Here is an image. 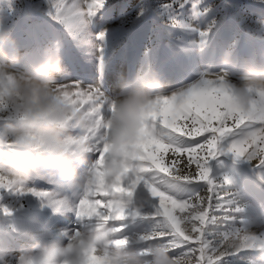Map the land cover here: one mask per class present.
Returning <instances> with one entry per match:
<instances>
[{"label": "rangeland", "instance_id": "374dc122", "mask_svg": "<svg viewBox=\"0 0 264 264\" xmlns=\"http://www.w3.org/2000/svg\"><path fill=\"white\" fill-rule=\"evenodd\" d=\"M110 2L115 5L116 11L115 19L107 24L108 28H117L121 23L120 8L122 6H126V15L123 16L125 21L133 20L140 5L147 3L150 7L145 9V16L141 17L135 26L130 25L127 31H117L107 37L102 62L98 58V52L95 51V44L98 45L99 42L95 40L92 42L91 37L87 35L89 31L93 33L98 31L99 21L94 28L86 25L81 29L58 23L53 18L48 0H0V26L10 29L12 37V41L5 46L6 50L10 55L18 54L22 62L20 67L27 69L38 64L44 58L45 49L52 48L55 44L64 66L59 82L71 84L73 81H79L85 88L89 85H99L107 96L120 92L124 73L127 79L131 80L152 70L159 72L163 80L164 78H167V81L171 80L165 86L166 91L181 92L180 88L196 81L197 77L202 79L204 74H208L207 78L220 74L222 66L219 59L226 49L232 51L236 62V67L228 75L238 81L240 70L247 64L246 61L242 62V58L250 56L253 52L255 54L264 52V0H199L197 7L202 15L197 19H192L191 7L196 0H187L182 9L178 6L181 0H110ZM164 3H173V10H163L160 5ZM177 12L180 13L177 19L182 22L181 24L174 23L172 19ZM188 22L197 27V30L184 26ZM203 31L207 32L204 37L200 35ZM247 32L252 35H248ZM137 37H141V43L136 42ZM235 41L236 43L233 44ZM200 44H206V53L199 58L200 63L196 67L192 62L195 55L191 53L188 56L187 51L195 50ZM225 83L229 84L228 78L225 79ZM177 84L180 85L175 88ZM196 139L202 140V137H196ZM231 142L230 137L222 140L218 146L220 154L208 161L210 178L218 187L212 190L205 181L194 183L193 187L197 189L201 197L206 198L209 205L216 204L218 197H226L228 193H231L234 196L235 206L242 211L232 213L225 207L213 212L209 207L208 211L210 215L217 218V224L207 226L222 231L231 225V221L226 220L225 217L236 215L238 217L236 227H239V222L242 221L250 230L264 233V178H262L264 174L256 166H251L247 160L228 152V143ZM258 147L264 149V144ZM187 159L188 154H183L178 167H183V162ZM27 171L28 174L32 172L29 180H33L29 189L42 190L46 193L54 190L55 185L49 188L44 182L57 183L56 177L38 166ZM38 171H40L38 176L42 179L37 178L40 183L42 182L40 186L34 183ZM189 171H196V165L192 164ZM261 188L263 189L260 190ZM1 190L0 209L9 208V211L6 214L0 210V236L14 234L21 238L23 235H28L25 232L28 230L25 229L27 225L22 224L20 220L22 218L28 220L31 215L23 210L19 213V209H14L18 202L16 197L18 192ZM68 191V189L59 190L58 194L63 196L62 201L58 197L59 199L54 198V202H48V215L52 213L54 206L57 208L56 211L63 208L64 211L61 213H72L73 220L75 219L78 225L77 205L83 192ZM55 194L52 195L55 196ZM190 194V191H186L174 195L180 198ZM38 200V197L27 192L21 199L23 204L20 202V205L28 208V205L36 204ZM140 201L144 202L140 215L128 216L123 220L124 226L120 231L122 238H128L130 247L139 250L144 245L142 243L137 245L136 239L151 234L157 222L154 216L155 211H153L156 210L157 205L144 189H141V192L134 197V205ZM219 202L223 203V201ZM50 223H48L47 231L48 241H54L60 235L57 229L64 223L61 221L54 225ZM78 226L81 229H90L85 222L80 221ZM6 243L8 242L0 237V264H15V257L23 248ZM5 244L6 248H4ZM250 261L261 264L258 253L248 252L229 254L220 261V264H250Z\"/></svg>", "mask_w": 264, "mask_h": 264}, {"label": "snow or ice", "instance_id": "6c2138e0", "mask_svg": "<svg viewBox=\"0 0 264 264\" xmlns=\"http://www.w3.org/2000/svg\"><path fill=\"white\" fill-rule=\"evenodd\" d=\"M186 2L181 0L179 8L182 9ZM198 2L192 3V19L202 15L197 7ZM48 3L58 23L81 29L86 25L94 28L99 21L98 31H89L87 35L92 42H99L95 44V51L101 62L107 37L117 31H127L130 25L135 26L145 16V9L150 7L147 3L140 5L133 20L125 21L126 6H122L121 23L117 28H108L107 24L115 19L116 11L110 0H48ZM173 6V3L160 5L165 11H172ZM179 15L177 12L172 17L174 23H182L177 19ZM184 26L197 30L190 22ZM200 35L204 37L207 32L203 31ZM207 75L204 74V78L187 91L158 99L155 112L145 124L141 155L134 165V175L118 187H108L106 184L89 187L82 193L77 212L110 221H123L130 215L138 216L140 211H135L134 197L138 190L144 189L156 202L154 216L157 222L151 234L139 237L144 245L140 250L142 255H149L153 246H162L179 264H220L225 256L240 252L258 253L260 260H264V233L250 230L242 221L236 227V215L225 217L231 221V225L222 231L207 226L217 224V218L208 211L209 207L213 212L225 207L232 213L242 211L235 206L233 194L218 197L216 204L209 205L206 198L201 197L193 187L194 183L200 181L207 182L212 190L218 187L210 178L207 165L210 159L220 154V142L229 137L232 142L227 151L251 162L259 159L256 167L264 173V149L258 147L264 144V101L253 114H239L233 103L232 89L223 77L207 78ZM59 83L71 94L70 100L92 111L95 117L91 130L93 153L98 163L102 164L107 143L102 121L108 96L99 85L85 88L79 81ZM196 137H202V140ZM183 154H188V159L183 162V167H178ZM192 164L196 165V171H189ZM102 171V168H97L98 173ZM0 189L4 190L3 185H0ZM26 191L50 203L54 202L43 191L22 189L17 192ZM186 191L191 194L180 198L174 195ZM117 195L122 197V201L114 199ZM0 210L6 214L9 211L7 208ZM119 242L127 243L128 238L123 237ZM250 264H255V261H250Z\"/></svg>", "mask_w": 264, "mask_h": 264}, {"label": "clouds", "instance_id": "9594fccd", "mask_svg": "<svg viewBox=\"0 0 264 264\" xmlns=\"http://www.w3.org/2000/svg\"><path fill=\"white\" fill-rule=\"evenodd\" d=\"M11 41L10 29L0 26V185L12 192L27 190V170L35 166L57 176L69 191L84 192L97 184L118 187L129 180L141 155L145 124L158 99L166 97L161 74L152 70L123 79L120 92L107 97L102 121L107 143L99 164L90 156L95 117L61 87L64 66L57 45L45 49L38 64L24 69L19 55L6 50ZM219 63L218 77H226L236 67L232 51L226 49ZM232 93L239 114L259 110L264 101V64L251 62L243 67ZM98 167L103 171L98 173ZM114 199L122 201L119 195ZM143 207L144 202H137L135 211ZM77 219L92 221L93 227L71 232L58 228L60 240L36 238L18 252L15 264H179L162 246H153L145 256L129 241L118 243L123 238L116 221L79 212ZM141 243L137 238L136 244Z\"/></svg>", "mask_w": 264, "mask_h": 264}, {"label": "bare ground", "instance_id": "6f19581e", "mask_svg": "<svg viewBox=\"0 0 264 264\" xmlns=\"http://www.w3.org/2000/svg\"><path fill=\"white\" fill-rule=\"evenodd\" d=\"M247 34L248 35H252V34H250V33H248L247 32ZM141 37H137L136 38V42H140L141 43ZM202 40V39H201ZM209 43V42H208ZM208 43H206V44H208ZM236 43V41L233 43V44H235ZM206 44H200L195 50H193V49H188V51H187V53H188V56L191 54V53H193L194 55V58L192 59V62L195 64V66L197 67V66H199V63H200V60H199V58L202 56V55H204L205 53H206V49H205V46H206ZM140 47H141V45H140ZM219 47H222V46H219ZM213 49V48H212ZM229 49V48H228ZM157 56V55H156ZM245 58V59H244ZM243 61H246L247 62V64H249V63H251V62H255V63H257V64H264V52H261V53H259V54H255L254 52L250 55V56H244L243 58H242V62ZM210 62H211V64L213 63V60H212V58L210 59ZM121 64H123L122 62H120ZM246 64V65H247ZM125 65V64H124ZM192 65V64H191ZM201 66H202V64H200ZM122 66V65H121ZM168 75H170V74H168ZM215 76H219V74L218 75H215ZM209 77V76H208ZM209 78H213V76H210ZM228 78V81H229V84H227L231 89H232V87H233V84L234 83H238V81L237 80H235V79H232L231 77H230V75H227L226 77H223V79H224V81H225V79H227ZM123 79H127V75H126V73H124L123 74ZM197 80L196 81H194V82H192V83H189V84H186L185 86H183L182 88H180V90H182V91H187L189 88H191L193 85H195V84H197V83H199L200 81H201V78H199V77H197L196 78ZM167 81V78H164V80H163V82H164V86H167V84L168 83H170L171 82V80L170 81H167V83H165ZM180 84H177V85H175L174 87L176 88V87H178ZM176 92H168V91H166L165 90V96L166 97H168V96H171V95H173V94H179L180 92H177V90H175ZM181 91V92H182ZM168 93H171V94H168ZM227 144V143H226ZM230 143H228V145H229ZM90 156H91V159H95V155L94 154H90ZM243 159V158H242ZM239 160V159H238ZM247 162L251 165V166H257L258 164H259V159H255V160H253L252 162L251 161H248L247 160ZM83 167L84 166H82V168H81V171H83ZM38 168H40L41 170H43L44 171V169H42L41 167H39L38 166ZM32 169H34V168H32ZM32 171V170H31ZM30 171V173H29V176H30V179H31V175H32V172ZM47 171V170H46ZM35 172V171H34ZM42 172V171H41ZM49 174H51L52 176H54V177H56L57 179H58V182L57 183H55L54 181H51L52 183H46V182H44V184H46V186H53L54 187V185H55V188H54V190H51L50 192H48V194H49V197H50V200L51 201H53L54 200V198L55 199H59L58 197H60V200L62 201L63 200V196L61 197L59 194H58V192H59V190H64V189H67V187L65 186V184L57 177V176H55L54 174H52L51 172H49V171H47ZM259 173V172H258ZM262 173V172H261ZM40 174V171H38L37 172V176ZM264 174V173H263ZM36 176V179H35V181H34V183L37 185V186H40V184L42 183H40V180H42L41 178H39V176L37 177ZM227 177V176H226ZM37 178H39V179H37ZM31 181V182H30ZM33 180H29L28 181V184H27V186H26V188L27 189H29V187H30V183H33L32 182ZM225 181H226V179H225ZM229 182V181H228ZM53 183H55V184H53ZM33 187H35V186H33ZM263 187V186H262ZM50 188V187H49ZM257 189V188H256ZM263 188H261L260 190H262ZM5 190V189H4ZM3 190V191H4ZM50 190V189H49ZM2 191V190H1ZM7 191V190H6ZM42 191V190H41ZM8 192H12V191H8ZM65 192V191H64ZM69 192V191H68ZM74 192V191H73ZM138 192H141V189L140 190H138ZM4 193V192H3ZM2 193V194H3ZM54 193H56L55 194V196L54 195H52V194H54ZM253 193V192H252ZM255 193V192H254ZM25 194H27V191L26 192H24V193H20V192H18V194L16 193V197H17V199H18V202H17V204H15V206H14V209L16 210V209H19V213L20 212H22V211H20V210H23V212H27V213H29L30 215H31V218L30 219H28V220H26V219H24V218H22L21 220H20V222L22 223V224H24V225H27L26 227L27 228H25V229H28V230H25V232L26 233H28V235H23V237H21V238H18V236L17 235H14V234H8L6 237L5 236H0L1 237V239L3 240H5V242H8V243H10V244H14L17 248H24V247H26L27 245H29L34 239H36V238H39V239H43V240H46V241H48V233H47V231H48V229H49V225H48V223L49 222H51L50 224L51 225H54L56 222H59V221H61V222H63L64 223V225H62L61 226V228H63V229H65L66 231H68V232H71V231H73V230H79V229H81V228H79V222H80V220H78L77 222H78V225H76V221H75V219L73 220V215H72V213H61L62 211H64V209L62 208V209H60V210H57L56 211V206H54L53 207V211H52V213L50 214V215H48V212H49V210H47L49 207H48V202H49V200H45V199H41V198H39V200L36 202V204L34 203V204H30V205H28L29 207L28 208H23V207H21V205H20V202H21V199L24 197V195ZM50 194L52 195V196H50ZM58 194V195H57ZM76 194V193H75ZM70 195V194H69ZM252 195V194H251ZM253 195H255V194H253ZM258 195V194H257ZM4 196V195H3ZM6 196V195H5ZM249 196V195H248ZM260 198V197H259ZM263 198V197H262ZM15 199V198H14ZM32 199V198H31ZM34 199V198H33ZM17 201V200H16ZM23 201V200H22ZM256 201V200H255ZM257 201H260V200H257ZM22 203V202H21ZM29 203V202H28ZM30 203H32V201H30ZM156 203V202H155ZM23 204V203H22ZM55 204H56V201H55ZM71 204V203H70ZM251 206V205H250ZM11 207V206H10ZM154 208V207H153ZM9 209V208H8ZM67 209H68V207H67ZM247 209V208H246ZM11 210H13V208L11 209ZM153 211H155V210H153ZM17 213V212H16ZM13 214V213H12ZM18 214V213H17ZM19 215H21V214H19ZM2 216V215H1ZM14 216V215H13ZM253 216V215H252ZM254 216H255V214H254ZM18 217V216H17ZM256 217V216H255ZM18 218H21V217H18ZM254 218V217H253ZM4 219V218H3ZM13 219V218H12ZM95 219V218H94ZM256 219V218H255ZM14 220V219H13ZM18 220V219H17ZM77 220V219H76ZM252 220V219H251ZM254 220V219H253ZM260 220V219H259ZM8 222V221H7ZM82 222V221H81ZM8 223H10V222H8ZM12 223V222H11ZM86 223V225H87V228L89 227V228H92L93 227V222L92 221H87V222H85ZM119 228H121V226L123 227L124 225H122L123 224V221L121 222V221H116V222H114ZM4 224V223H3ZM16 224V223H15ZM7 225H9V224H7ZM12 225V224H11ZM44 225V227L42 228V226ZM61 225V224H60ZM3 226V225H2ZM10 226V225H9ZM18 226V225H17ZM252 226V225H251ZM8 227V226H7ZM12 227V226H11ZM57 227H59V226H57ZM81 227V226H80ZM16 228V227H15ZM20 228V227H19ZM8 230V229H7ZM19 230V229H18ZM17 230V231H18ZM0 231H1V227H0ZM4 231V230H3ZM9 231V230H8ZM12 232H13V230H11ZM21 231V230H20ZM19 231V232H20ZM10 232V231H9ZM11 232V233H12ZM7 233V232H6ZM1 235V234H0ZM6 235V234H5ZM56 240H60V239H63V236L60 234L59 236H57L56 238H55ZM8 243H6V244H8ZM6 244L4 245V248H6ZM8 247V246H7ZM10 247H11V245L9 246V249H10ZM14 247V246H13ZM16 249V248H15ZM6 251H8V250H6Z\"/></svg>", "mask_w": 264, "mask_h": 264}]
</instances>
